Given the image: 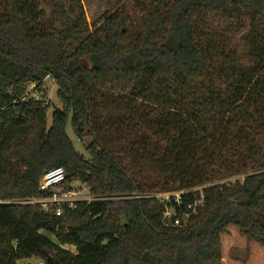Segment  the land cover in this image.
Here are the masks:
<instances>
[{"label":"trees","instance_id":"1","mask_svg":"<svg viewBox=\"0 0 264 264\" xmlns=\"http://www.w3.org/2000/svg\"><path fill=\"white\" fill-rule=\"evenodd\" d=\"M45 79L49 124L26 95ZM56 166L94 198L23 203ZM176 184L207 185L174 225L153 195ZM0 200L19 201L0 202V264H264V0H123L98 25L82 0H0Z\"/></svg>","mask_w":264,"mask_h":264},{"label":"rangeland","instance_id":"2","mask_svg":"<svg viewBox=\"0 0 264 264\" xmlns=\"http://www.w3.org/2000/svg\"><path fill=\"white\" fill-rule=\"evenodd\" d=\"M122 2H123V0H82L87 22L89 24L98 25L100 23V17H101V14L103 11L113 9L114 7L120 5ZM55 90H56V84L51 79H45L42 84H40L36 88L34 87L32 90V95L34 97L40 98L42 100L43 104H47V106H48V109L46 112L47 124H49L51 121L50 115H51V111L53 110V108L61 106V102L57 98V96L55 94ZM66 132H67L68 136L71 138L76 150L79 153L83 154L85 157H87L88 155L84 149V144L87 143L90 138L85 137L83 140H79L71 131L69 124H67V126H66ZM225 169L226 168H224L220 172V176H222V178H220L219 180H216L214 182H220V181L221 182H223V181L233 182V180H235V179L240 180L242 178V174L241 173H235L234 169H232V168H228V170H225ZM206 185L204 184V185L194 186L191 189L200 190L203 187H205ZM173 189H174V191L177 190V184L173 186ZM63 193H65V195H62ZM53 194H56L57 197H61L59 199H62L63 202H65L64 204H66V201L67 202L68 201L69 202L83 201V200L87 201V200H91L92 198H94L90 194L89 190L87 189V187L83 183H81L78 180H75V181H71L70 183L61 182L58 185H56L54 187V189H52V191H50L49 196H47L43 200V201H46L45 203L48 202V204H42V202L34 201V199H38V197L33 198L32 201L24 200L22 202L23 203H25V202L37 203L45 211H50L53 209L54 212H56L57 209H60V212H62V209L60 208V206L63 205V202L57 201V202H54V204H53V200H51V201L48 200V199L53 197ZM0 202H2V203L3 202H6V203H8V202L15 203L16 202V203H18L19 201L0 200ZM53 206H56V207L53 208ZM64 247L70 249L71 251H74L73 246L64 245ZM230 255L232 257H235V258L242 260L245 258L246 252L244 249H233V250H231ZM20 262L29 263V264H36V263H38V259L31 257L28 259H23Z\"/></svg>","mask_w":264,"mask_h":264},{"label":"built area","instance_id":"3","mask_svg":"<svg viewBox=\"0 0 264 264\" xmlns=\"http://www.w3.org/2000/svg\"><path fill=\"white\" fill-rule=\"evenodd\" d=\"M33 87L30 86L29 89L31 90V88ZM27 96H33L32 92L26 93ZM34 97V96H33ZM38 98V97H35ZM25 99V97L22 98V100ZM64 178V170L62 167L60 166H56L53 167L49 170H47L41 177L39 183H38V188L41 191H52V189H54V187L56 185H58L59 183L62 182ZM189 191H194V189H189V190H176V191H168V192H159V193H155L153 196L162 203L163 207H164V211H163V219L166 223L168 224H174L177 225L179 223V218H174L173 220H171V217L175 215V211L173 209L172 206V202L175 203L179 208L181 207V195L184 193H187ZM62 195H65V193H63ZM44 198L46 197H42V198H38V199H34V201L37 202H42V204H48L45 203L46 201H43ZM61 197H57L56 194H53V197L48 199L49 201L53 200V204L54 202L57 201H61L63 202L62 199H59ZM33 200V199H32ZM30 200V201H32ZM202 201V195L200 194L198 197H194L192 201L187 202L186 204L182 205V209H184V212L182 213L181 216V220L185 221L189 214L193 211H195L196 206H198ZM76 201H72V202H67L66 204H68L69 207H73ZM65 202H63L64 204ZM60 209H57L55 214L59 215Z\"/></svg>","mask_w":264,"mask_h":264}]
</instances>
